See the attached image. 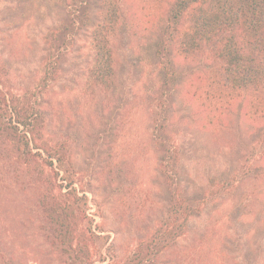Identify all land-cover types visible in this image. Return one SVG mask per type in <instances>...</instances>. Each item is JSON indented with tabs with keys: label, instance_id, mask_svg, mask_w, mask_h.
Returning a JSON list of instances; mask_svg holds the SVG:
<instances>
[{
	"label": "rangeland",
	"instance_id": "1",
	"mask_svg": "<svg viewBox=\"0 0 264 264\" xmlns=\"http://www.w3.org/2000/svg\"><path fill=\"white\" fill-rule=\"evenodd\" d=\"M72 1L0 0V86L11 103L38 108L41 143L67 146L77 172L74 186L86 197L72 220L79 260L264 264V183L247 174L264 165V111L243 92L219 97L216 62L185 57L178 40L168 46L177 79L164 91L158 49L174 0H89L88 23L74 30ZM109 3L118 9L111 41L116 74L112 86L101 87L92 85L89 72L92 30ZM162 115L166 142L177 149L175 168L167 166L157 137ZM62 174L55 177L46 167L42 179L60 190ZM5 180L0 178V264H69L45 235L35 188ZM180 187L207 196L201 214L158 257L139 260L140 242L147 245L164 224L171 191Z\"/></svg>",
	"mask_w": 264,
	"mask_h": 264
},
{
	"label": "trees",
	"instance_id": "2",
	"mask_svg": "<svg viewBox=\"0 0 264 264\" xmlns=\"http://www.w3.org/2000/svg\"><path fill=\"white\" fill-rule=\"evenodd\" d=\"M72 4L71 23L74 30L88 23L90 4L89 0H73ZM117 20L118 9L109 3L92 30L94 64L89 70L92 85L110 87L114 83L116 63L111 41ZM175 40L181 42L179 52L185 57L206 56L216 62L213 84L219 97L226 93L243 92L252 107L264 111V0H174L158 49L166 76L164 91L171 90L177 79L168 53L169 44ZM49 77L50 70H47L45 82ZM252 115L255 113L252 112ZM162 116L163 122L158 130L163 134L157 137L165 145L167 166L175 168L171 159H177V149L166 142V116ZM39 120L37 107L29 104L18 107L10 102L7 92L0 86V174H3L0 178L5 176L7 185L16 184L21 189H26L29 184L34 187L47 221L46 237L61 251L67 263L88 264L84 258L79 260V245L74 243L72 221L75 208L86 197L80 195L74 186L77 172L66 144L41 143L43 125ZM262 143L264 146V139ZM46 167H51L55 177L63 171V182L58 184L60 190L53 186L50 178L42 179ZM251 172L255 177H261L264 183V165L256 167L255 171L249 170L247 174ZM177 190L171 191L164 224L147 245L143 246L140 242L142 255L139 260L150 261L158 257L178 238L184 237L192 217L201 214L207 196L189 193L183 187Z\"/></svg>",
	"mask_w": 264,
	"mask_h": 264
}]
</instances>
